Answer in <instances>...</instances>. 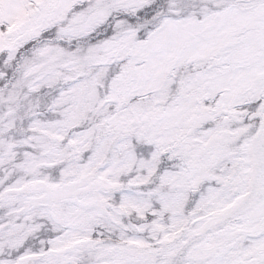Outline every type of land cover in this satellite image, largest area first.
Here are the masks:
<instances>
[{"label": "snow or ice", "instance_id": "6c2138e0", "mask_svg": "<svg viewBox=\"0 0 264 264\" xmlns=\"http://www.w3.org/2000/svg\"><path fill=\"white\" fill-rule=\"evenodd\" d=\"M0 264H264V0H0Z\"/></svg>", "mask_w": 264, "mask_h": 264}]
</instances>
